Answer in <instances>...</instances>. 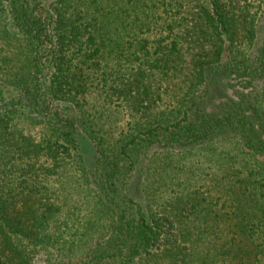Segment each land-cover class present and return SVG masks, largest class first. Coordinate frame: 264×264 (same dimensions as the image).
Segmentation results:
<instances>
[{"label":"trees","instance_id":"16d2710c","mask_svg":"<svg viewBox=\"0 0 264 264\" xmlns=\"http://www.w3.org/2000/svg\"><path fill=\"white\" fill-rule=\"evenodd\" d=\"M261 18L264 0H0V264H264ZM201 151L216 172L162 203L131 185L150 152ZM79 188L100 205L68 237Z\"/></svg>","mask_w":264,"mask_h":264},{"label":"rangeland","instance_id":"374dc122","mask_svg":"<svg viewBox=\"0 0 264 264\" xmlns=\"http://www.w3.org/2000/svg\"><path fill=\"white\" fill-rule=\"evenodd\" d=\"M263 21L264 18H261L260 23ZM187 57L189 56L187 55ZM187 71L188 70L184 69L182 73H186ZM164 77L161 83L155 81L151 88L154 89L153 91L156 93L155 97H157V95H160L161 97V99L157 101L156 105L150 108L149 111L152 113L164 109L165 102L169 99L166 91L168 92L178 85L180 79H182V74L177 77H173L171 80L169 79L170 82ZM221 87L223 89L227 88L226 85L224 86V84L220 83L219 89H221ZM220 100L221 96L217 90L214 92L213 100L210 102V105L212 106ZM91 101L97 105L101 99L95 95ZM103 106H105L102 108L104 116L100 122L103 123L107 131H110L115 136L116 133L125 130L128 127V123L130 121V110L125 108L124 104L122 107H119L117 106V102L112 101L111 103H107ZM164 153L165 152L158 154V158H153V154L150 152L143 157L137 167V172L133 178L135 182H132L131 185H137L141 188H145V191L149 194H147V197H144V200L150 198L151 191H156L158 197H154V199L157 204L162 203L164 199L173 195V190L177 189V187H194L195 185L206 181V175L209 172H216L217 170V162L214 159L212 161L211 159L207 160L203 151L188 154L184 157L179 153H173L172 156ZM87 154L91 156L88 152ZM174 169L175 171L176 169L182 170L176 174L179 181V185L176 186L171 184V181H174V179L171 180L170 176L167 174ZM164 170H167L166 174L162 173ZM222 171L223 170L221 169L218 174L222 175ZM197 173H200V175L197 176ZM197 180L198 183H195ZM70 195L71 198L68 201V206L71 209V212L75 213V215L69 223V232L66 233L68 237L71 233L78 237L82 232L84 222H86L87 219L92 220L96 218L95 215H92V211L95 210L94 208L99 206L100 203L98 201V197H95V194L88 188H79V192H73Z\"/></svg>","mask_w":264,"mask_h":264}]
</instances>
